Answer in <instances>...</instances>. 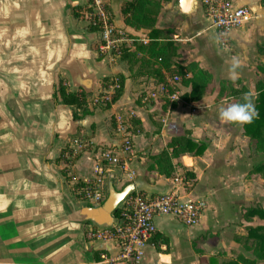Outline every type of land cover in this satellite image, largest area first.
<instances>
[{"label": "crops", "instance_id": "crops-1", "mask_svg": "<svg viewBox=\"0 0 264 264\" xmlns=\"http://www.w3.org/2000/svg\"><path fill=\"white\" fill-rule=\"evenodd\" d=\"M124 1L117 6L110 2L113 22L150 41L149 29L125 25L120 11ZM232 1L248 6L252 18L232 33L228 47L219 45L207 28L201 0L200 9L191 13L183 12L181 0L169 1L158 15L156 29L179 47L174 61L196 62L212 74L206 94L187 101L183 94L191 86L180 81L162 92L153 76L137 75L136 68L132 75L120 57L100 55L98 31L89 30L87 19L76 14L86 0H0V264H104L103 256L118 253L115 240L86 235L91 221L81 210L88 203L76 198L72 187L98 179L107 185L115 168H104L103 162L106 152L120 146L119 124L130 132L127 167L136 175L127 181L118 173L117 188L133 182L149 194L175 190L172 178L149 170L150 156L187 130L207 143L202 155L181 157L196 179L189 191H179L205 202L200 220L190 227L176 223L163 228L155 222L156 233L168 241L155 239V233L137 264H226L238 254L255 258L242 238L248 226H257V220L264 225V219L241 213L257 197L258 186L264 189V178L252 172L259 156L252 151L256 140L244 126L222 121L219 110L236 103L220 91L221 81H231L233 57L241 64L238 79L231 82L248 88L255 101V84L264 78L257 69L264 62L258 52L264 43V7L261 0ZM117 74L125 77L124 92L105 108L98 100L110 96L114 86H104L103 79ZM60 80L69 92L89 94V113L81 115L56 97ZM132 118L140 125L134 126ZM67 149L80 157L64 153Z\"/></svg>", "mask_w": 264, "mask_h": 264}, {"label": "trees", "instance_id": "trees-1", "mask_svg": "<svg viewBox=\"0 0 264 264\" xmlns=\"http://www.w3.org/2000/svg\"><path fill=\"white\" fill-rule=\"evenodd\" d=\"M164 1L166 0H126L121 4L120 11L125 25L135 30L149 29L152 39L147 43L136 44V48L134 49L129 47L122 48L120 51V58L127 62L129 69L132 71V75L136 68L137 75L145 73L153 76L155 81L159 84L168 86V75L171 78L179 76L182 84L191 86L190 92L183 94V97L187 101H197L206 94L207 87L212 80V74L208 70L201 68L196 62L180 65L174 61V59L179 56V47L171 37L168 36V33L162 34L155 27ZM261 2L264 7V0H261ZM108 9L110 10L111 19L113 20L111 8L109 6ZM76 14L80 16L79 12H76ZM89 30L98 31L99 28L97 26H89ZM258 52L264 56V43L258 45ZM257 69L260 73L264 74V62L259 63ZM143 70L145 71L143 72ZM124 83L125 77L123 74H117L114 77H105L103 79L104 86H114L113 93L109 96V100L105 102V108H109L111 104L120 99L124 92ZM255 88L257 92L255 98L257 116L251 124H246L244 127L246 134L256 140L252 151L256 154H264V78L257 80ZM220 91L221 93H227L232 96L235 102H242L241 95L245 92H249L248 88L245 86L237 87L229 80L221 81ZM88 96L89 94L84 92H69L62 80L57 84L56 97L60 98L63 103L80 110L81 115L89 113L87 109ZM74 117H79L77 111ZM131 120L134 126L140 125L139 119L132 118ZM137 129H141V127L138 126ZM206 148V142L196 141L192 137L191 131L187 130L185 135L172 138L167 147L163 148L157 154L150 156L152 162L149 166V170L167 178H171L177 173L179 168H183V163L181 161L183 155H202ZM65 152L69 155H73L76 159L81 155L80 153H74L73 150L70 149L65 150L64 153ZM66 161L68 162V160ZM103 163L104 168L112 167V165L106 161ZM113 168H115L113 171V179L115 181L120 172L118 166H113ZM67 170L68 168L64 170L66 175ZM252 172L264 178V159L254 166ZM184 174L187 178L193 180L194 185L196 179L194 171L186 169ZM69 178L70 177H68V179ZM95 182V180L90 181L91 186ZM85 185H87V183L81 181L73 185L72 189L76 198H82V193L78 191ZM106 195L107 185L105 198ZM254 216L264 219V208L262 206L249 207L245 212V217L251 219ZM247 231L248 237L242 239H244L243 242L245 243L246 249L252 251L255 258L249 259L242 254H238L226 264H264V225H257L254 227L248 226ZM155 239H160L164 242L168 241L167 236L160 233L155 234ZM259 261L263 262L260 263Z\"/></svg>", "mask_w": 264, "mask_h": 264}, {"label": "built area", "instance_id": "built-area-1", "mask_svg": "<svg viewBox=\"0 0 264 264\" xmlns=\"http://www.w3.org/2000/svg\"><path fill=\"white\" fill-rule=\"evenodd\" d=\"M104 0H86L79 9L80 17L87 19L89 26H97L98 42L96 50L100 55L120 57L122 48L133 49L138 43H147L148 38L119 28L111 19V15L103 6ZM204 17L208 21L207 28L212 30L219 45L228 47L232 33L243 23L252 18V11L246 5H236L232 0H201ZM181 81L179 76L170 77L169 85H160L162 92ZM109 96H103L100 102L105 103ZM120 146L117 150L106 152L104 161L112 166H118L122 174L121 179L131 181L135 170L127 167L129 154L132 152V139L127 127L119 124ZM178 187L166 193L149 194L141 190H134L118 206L112 225H97L88 222L85 226L89 238L112 239L118 244L119 250L115 255L103 256L104 264H137L144 246L151 241L156 233L155 217L170 216L182 226H193L201 217L206 206L201 199L185 198L179 189L189 191L193 187V180L187 178L178 169L171 177ZM96 182L80 188L83 200L90 205H99L105 199V182Z\"/></svg>", "mask_w": 264, "mask_h": 264}, {"label": "water", "instance_id": "water-1", "mask_svg": "<svg viewBox=\"0 0 264 264\" xmlns=\"http://www.w3.org/2000/svg\"><path fill=\"white\" fill-rule=\"evenodd\" d=\"M115 1V0H114ZM113 1V2H114ZM181 6L184 13H191L200 9L198 0H181ZM114 175L107 182V197L99 205H85L81 210L87 220L96 223L97 225H112L115 219V212L119 204L138 187L135 183L130 182L122 188H117L113 179Z\"/></svg>", "mask_w": 264, "mask_h": 264}, {"label": "clouds", "instance_id": "clouds-1", "mask_svg": "<svg viewBox=\"0 0 264 264\" xmlns=\"http://www.w3.org/2000/svg\"><path fill=\"white\" fill-rule=\"evenodd\" d=\"M240 60L233 57L229 66V79L235 81L238 79L237 69L240 67ZM242 102L231 103L227 107L219 110V118L222 121L244 126L251 124L257 116L255 105L253 102L252 92H245L241 95Z\"/></svg>", "mask_w": 264, "mask_h": 264}, {"label": "rangeland", "instance_id": "rangeland-1", "mask_svg": "<svg viewBox=\"0 0 264 264\" xmlns=\"http://www.w3.org/2000/svg\"><path fill=\"white\" fill-rule=\"evenodd\" d=\"M114 0H104V3H103V6H104V8L106 9V11H108L109 13H110V10L108 9V6L111 8V10H112V7L110 6V2L112 3ZM122 0H115L114 2H113V4L115 5V6H117L120 2H121ZM169 1H173V2H175L176 0H166V1H164V3H167V2H169ZM119 2V3H118ZM116 9L118 10V7H116ZM120 18V15L118 14V19ZM208 23V22H207ZM201 26H202V24L199 22L198 23V29H200L201 28ZM217 44V43H216ZM215 48L217 49V51L218 52H224V50L222 49V47L221 46H219V45H216L215 46ZM229 52V51H228ZM225 77H228L227 75H225ZM255 100V99H254ZM254 102V105H255V107H256V102L255 101H253ZM256 109V108H255ZM257 155H259L257 158H256V163L255 164H257V163H259L262 159H264V154H257ZM185 162V161H184ZM181 171H185L186 170V167L183 165V168H179ZM257 174V173H256ZM259 175V174H258ZM198 190H195V192H193V194L191 193V195H192V197H194L195 195H196V193H198L197 192ZM105 193H106V191H105ZM195 193V194H194ZM107 195H108V193H107ZM107 195H106V197H107ZM261 203L263 204V206H264V189H260V187L258 186V189H257V197L255 198V200L254 201H252L249 205H248V207L246 206V205H243V207H242V213H241V215H243V216H245V212L248 210V208L249 207H253V206H262L261 205ZM169 220V219H168ZM168 220H165V219H161L160 221H158V219H157V217L155 218V222H156V224L158 225V226H160V227H166V226H168V225H170V226H173V225H175L176 223H178V221L177 220H170V221H168ZM259 221L260 220H257L256 222V224L257 225H259ZM245 234H246V232H245ZM248 237V235H243V238H247ZM251 238V237H250ZM253 238V237H252ZM250 254L252 255V253L250 252ZM253 256V255H252Z\"/></svg>", "mask_w": 264, "mask_h": 264}]
</instances>
